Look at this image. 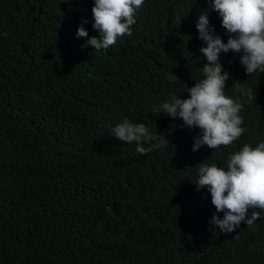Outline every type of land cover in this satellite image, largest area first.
<instances>
[{
    "label": "trees",
    "instance_id": "1",
    "mask_svg": "<svg viewBox=\"0 0 264 264\" xmlns=\"http://www.w3.org/2000/svg\"><path fill=\"white\" fill-rule=\"evenodd\" d=\"M93 5L0 0V264H264V212L221 233L210 220L224 214L195 186L201 163L226 168L264 141V74L248 77L239 54H220L247 131L193 152L199 129L152 108L204 78L195 24L207 11L226 43L221 17L208 0H144L132 34L94 50ZM80 26L88 36H76ZM125 119L170 144L137 153L113 136Z\"/></svg>",
    "mask_w": 264,
    "mask_h": 264
},
{
    "label": "clouds",
    "instance_id": "2",
    "mask_svg": "<svg viewBox=\"0 0 264 264\" xmlns=\"http://www.w3.org/2000/svg\"><path fill=\"white\" fill-rule=\"evenodd\" d=\"M143 3L144 0H94L92 26L100 37L89 38L87 44L94 50L108 49L119 37L131 35L136 11ZM208 3L230 34L227 42L212 34L214 28L209 23L207 11L201 14L195 27L198 38L206 44L200 48L207 60L201 68L204 78L188 88V98L173 96L169 102L152 108L156 116L165 113L173 119L180 118L183 126L199 129L200 134L192 145L193 152L202 146L212 150L228 147L247 131L241 126L244 123L240 116L242 104L225 95L229 75L222 71L220 54L229 51L239 54L248 77L264 74V0H208ZM76 36L86 37L88 33L80 26ZM232 86L252 97V89H243L239 82ZM112 131L113 136L127 144L135 142L136 152L141 155L170 144L164 134L153 133L145 124L127 119ZM195 186L198 191L207 188L216 212L224 214L221 219L214 213L210 220L221 233L235 231L242 222L252 226L264 212V141L254 147L244 144L228 156L226 168L201 163Z\"/></svg>",
    "mask_w": 264,
    "mask_h": 264
}]
</instances>
